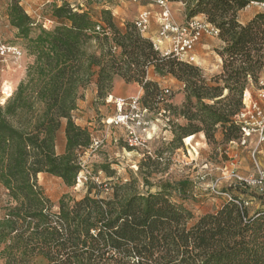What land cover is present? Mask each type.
<instances>
[{"label": "trees", "instance_id": "1", "mask_svg": "<svg viewBox=\"0 0 264 264\" xmlns=\"http://www.w3.org/2000/svg\"><path fill=\"white\" fill-rule=\"evenodd\" d=\"M183 1L189 17L205 13L220 29L223 44L218 55L223 63L214 76L217 84L195 65L162 56L134 20L120 25L110 10H102L96 19L68 2L56 4L53 13L60 25L42 26L33 37V18L18 0L12 2L10 23L28 40L35 61L17 90L0 104V182L11 203L0 217L4 264H33L36 257L47 264H264V210L251 214L237 197L191 223L192 210L173 202L163 189L143 191L135 175L109 187L88 181L87 193L81 198L63 195L57 212L38 184V175L46 172L69 187L77 185L83 156L95 138L74 118L80 87L95 83L99 96L108 99L114 77L119 76L143 86L141 102L149 111L177 109L171 94L159 103L162 88L147 79L151 66L161 76L172 74L184 82L181 114L189 123L178 126L176 140L200 132L211 138L218 126L228 137L238 131L230 142L240 139L242 130L235 119L244 90L258 86L264 69V13L244 24L237 22V12L255 0ZM226 89L238 95L228 108L222 97ZM206 99L216 101L210 104ZM166 118L171 131L172 119ZM63 125L66 146L58 153L57 134ZM155 153L144 152L139 165L146 186L158 164L153 158H162ZM102 169L111 171L106 164ZM187 183L179 180L175 185L180 191ZM240 184L249 186L244 180Z\"/></svg>", "mask_w": 264, "mask_h": 264}, {"label": "rangeland", "instance_id": "2", "mask_svg": "<svg viewBox=\"0 0 264 264\" xmlns=\"http://www.w3.org/2000/svg\"><path fill=\"white\" fill-rule=\"evenodd\" d=\"M13 1L0 0V35L7 42L19 45L23 50V55L18 60L0 61V104L5 103L10 95L4 93V83L11 82L13 92H15L20 82L26 78L28 67L35 61V55L32 54L29 48L28 40L18 36L17 29L10 23L8 14ZM18 1L23 9L26 7L34 17L33 27L35 29L31 36L35 37L39 32V28L42 27V23L48 22L47 20H51L49 29L60 25V20L53 13V7L56 5L57 0H28V4L23 0ZM68 2L76 6L79 5V0H68ZM133 4L122 0H109L107 2H88L86 7L96 19L100 17L102 10H110L115 20L120 25H123L126 22H133L134 19L130 17V20H128L125 17V20H121L118 16L122 14V9H125V7L130 9ZM170 7L176 22L183 23L186 19L191 18L187 14L188 6L185 1L170 0ZM157 10H160L159 7H157ZM258 13H264V6L250 3L249 6L237 12V22L242 20L243 14L253 19ZM193 17L202 19L208 16L205 13H201ZM217 20L220 19L217 18ZM247 22L244 23L248 24ZM208 43L212 42L210 40L208 42L202 40L198 43L197 46L202 45V50H196L198 62L193 65L198 67L201 74L209 78L208 80L212 84H217L214 76L221 71L220 67H218L221 60L220 56H218L220 50L215 49L213 44L209 45ZM239 64L243 63L240 61ZM24 70V77L17 84L13 76L18 71ZM153 70L157 73L154 66L149 67L147 79H152ZM165 77L166 84L164 85L171 88V96L178 91H185L183 81L172 74H167ZM221 83H223V79ZM91 86L92 84L90 83L86 87H80L77 101L79 110H75L74 115L79 120L84 121L87 120L88 116V121L94 122L95 138H99L101 144L95 151H92L93 153L88 155L87 152L83 156V170L79 175L81 179L77 180L76 186L69 187L60 177L46 172L38 175L39 186L42 187L45 195L52 201V211L57 212L59 210V200L65 194H70L75 198L83 197L87 193L88 181L97 185L108 183L107 186L109 187L117 181L129 180L134 175L138 177L143 191L147 192L150 190L155 192L163 189L173 202L182 204L187 209L192 210L194 219L191 220V223H194L200 216L208 212L217 211L233 197L239 198L240 201L243 200L245 205L249 207L251 214L264 210V188L255 185L246 186L245 184H240L241 181L239 180V178L256 180L259 177L260 170L264 171V142L258 147H256V143L252 139L249 140L247 145L232 143L229 140L237 137L238 131H233L231 136L228 137L223 126H218V129L214 132L211 131V138L207 137L206 132H203L205 138L193 139V136L190 135L185 140L183 138L176 140L178 134L181 133L178 126H184L189 123V120L181 114V110L184 108L182 104L177 106L175 110L171 108L170 112L162 116L157 114L156 108H153L149 113V118L151 119L150 129H155L153 137L149 140L147 147L130 148L126 143L128 137L126 128L119 124H108L117 112L115 98L112 100L108 97L109 100H107V95L101 97L98 92L96 94L94 91L92 92ZM109 93L113 95L112 91ZM116 96L124 97L122 94H117ZM222 97H225L223 98V103L226 108L231 107L228 105L229 103H236L238 100V95L233 91H229V89L224 90ZM193 101L196 103L197 100L193 98ZM205 101L213 104L216 100L206 99ZM218 106H221V104ZM192 110L196 111L197 107L192 108ZM89 111L90 114H87ZM167 116L172 119V132L166 134L164 130L167 128L163 125H168V122L163 117ZM76 122L80 121L76 120ZM63 143H66L64 125L57 134L56 149L58 153H60L58 145H63ZM148 149L156 151L155 154L162 158H153L158 161V164L155 168L156 171L149 177L150 183L146 186L144 175L140 173L139 165L144 161V152L148 151ZM254 151H256L255 156H253ZM102 164L110 166L111 171L102 169ZM179 180L188 182L187 186L180 191L175 185ZM170 182L173 186L166 187L165 183ZM110 192L111 190L108 192L103 191L102 195L106 196ZM9 200L8 191L0 182V217H4L8 212V207L11 204ZM3 248L4 244H0V253ZM4 261V258L0 255V264H4ZM33 264H42V262L39 257H36Z\"/></svg>", "mask_w": 264, "mask_h": 264}, {"label": "built area", "instance_id": "3", "mask_svg": "<svg viewBox=\"0 0 264 264\" xmlns=\"http://www.w3.org/2000/svg\"><path fill=\"white\" fill-rule=\"evenodd\" d=\"M57 1L61 3L60 5L64 2H68V0ZM94 1L107 2L109 0H79L78 6L71 4L70 2L68 3H70L75 9L89 10L86 7V3ZM122 1L144 4L146 6V8L143 9L134 20L135 25L142 34L148 32L151 26V19L154 15L153 8L149 5L159 7L160 10L156 16L159 30L157 35L151 40L162 56H171L182 62L186 61L194 64L198 62L196 47L202 40V37L208 35L212 38H220V29L217 25L209 22L207 18L197 19L196 17H192L186 19L183 23L176 22L172 13V8L170 7V0ZM251 4H260L264 6V0H255L252 1ZM47 21L48 22H43L42 26L49 29L51 26L49 25L51 20ZM97 27L98 29H101V26L98 25ZM22 55L23 50L19 45L7 42L0 35V61L4 62L9 59L18 60ZM259 76L260 78L257 87L254 88L252 86L244 90L243 106L235 119L236 124L242 130V135L239 140L231 141L232 143L247 145L251 138H255V145L258 147L264 142V69ZM171 93L172 90L170 87L162 88V91L158 96L159 103L162 104L167 102ZM12 94L13 91L7 98ZM108 97L114 100L112 95H109ZM141 98L142 97L138 95L132 96V98H115L117 112L115 117L108 122V124H119L126 128L128 133L126 143L132 148L147 147L149 140H151L155 133V129H150V111L142 105ZM157 114L162 116L163 114H167V112L162 108ZM165 120L168 122L169 118H166ZM164 126L169 130L167 124H164ZM100 144L101 140L99 138H94L90 150L95 151ZM153 152L152 149L146 151L149 155H153ZM255 155L256 151L253 152V156ZM78 179L80 180L81 177L79 176ZM239 180H244L249 185L264 188V171L260 170L259 177L256 180L250 178H239Z\"/></svg>", "mask_w": 264, "mask_h": 264}, {"label": "crops", "instance_id": "4", "mask_svg": "<svg viewBox=\"0 0 264 264\" xmlns=\"http://www.w3.org/2000/svg\"><path fill=\"white\" fill-rule=\"evenodd\" d=\"M23 1H25L26 4H28V2H29L28 0H23ZM56 3L59 4V5L61 4L58 1H56ZM149 6H151L153 8L154 15H153V17L151 19V24H150L151 26H150L148 32L144 33L143 35L145 37H148V38L152 39V38H154L157 35L158 30H159V25L157 24V21H156L157 20L156 16H157L159 10H157V7L155 5H149ZM107 8L108 9H112L110 7H107ZM145 8H146V6L144 4L134 3L133 5L130 6V9L127 8V7H125V9H122L123 12H122V14H120L118 16V18L121 19V20H125V17H127L128 20H130L129 18L132 17V19L135 20V18L138 17L139 13L143 9H145ZM24 9L28 13V15H30L34 19V17L32 16V13H30L26 9V7H24ZM127 12H128V15L126 16ZM251 19H252L251 17L247 16L246 14H243L242 15V20L240 22L241 23H244V22L249 21ZM202 40H204L206 42H208V40H210V42H212V43H208V44L209 45H212L213 44V47L215 49H220L221 46H222V44H223V41H221L219 39H216V38H212V37H210L208 35H204L202 37ZM196 50L201 51L202 50V45L201 46L200 45L197 46L196 47ZM219 58L221 59V57H219ZM222 63L223 62H222V59H221L219 65H218V67H220V69L222 68ZM24 74H25V70L24 71H18L13 76L16 79V83L17 84L24 77ZM114 80H115L114 81V87H113V90H112L113 95H114V96L112 95V98L113 99L114 98H118L116 96L117 94H122L124 96V98H132V96H135V95L142 96L143 93H144L143 86L140 83H138V82L128 83L126 80H124L122 77H119V76L115 77ZM152 80L158 81L161 87H165L166 86V85H164V84H166V77L165 76L158 75L157 73L154 72V70H153ZM90 88H91L92 92L94 91L95 94L98 92L97 84L93 83ZM185 101H186V96H185L184 91H182V90L176 92L173 95L172 99H171V102L174 105H177V106L182 105ZM98 109H100V108L98 107ZM76 110L78 111L79 108H77ZM74 113H75V111H74ZM87 114H90V111ZM74 118L77 121H80V122H78V124H80L82 126H85V127L87 126L91 130L92 134L95 137V134H94L95 124H94L93 121H88V116H87V120L86 121L79 120L78 118H76L75 115H74ZM164 132H166V134H167V133H169L171 131H170V129L169 130L166 129V130H164ZM192 136H193V139L194 138H198V139L205 138V135H203V132L197 133V134L192 135ZM251 139L255 142V138H251ZM65 146H66V143H63V145L62 144L61 145L60 144L58 145V150H59L60 153H63L64 152ZM87 152H88V155L91 154V153H93L91 150H87ZM39 258H40L42 264H47V260L45 258H43V257H39Z\"/></svg>", "mask_w": 264, "mask_h": 264}, {"label": "bare ground", "instance_id": "5", "mask_svg": "<svg viewBox=\"0 0 264 264\" xmlns=\"http://www.w3.org/2000/svg\"><path fill=\"white\" fill-rule=\"evenodd\" d=\"M10 83L6 82L3 85V91L5 94H8V95L13 91V85Z\"/></svg>", "mask_w": 264, "mask_h": 264}]
</instances>
